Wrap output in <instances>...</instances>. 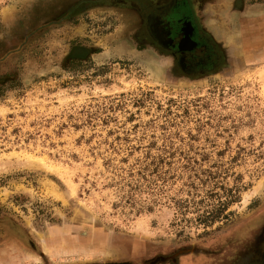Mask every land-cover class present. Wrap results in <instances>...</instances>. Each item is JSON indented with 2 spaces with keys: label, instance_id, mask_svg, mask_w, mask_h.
Segmentation results:
<instances>
[{
  "label": "rangeland",
  "instance_id": "obj_1",
  "mask_svg": "<svg viewBox=\"0 0 264 264\" xmlns=\"http://www.w3.org/2000/svg\"><path fill=\"white\" fill-rule=\"evenodd\" d=\"M103 1L0 0V264H260L264 48L187 76Z\"/></svg>",
  "mask_w": 264,
  "mask_h": 264
},
{
  "label": "flooded vegetation",
  "instance_id": "obj_2",
  "mask_svg": "<svg viewBox=\"0 0 264 264\" xmlns=\"http://www.w3.org/2000/svg\"><path fill=\"white\" fill-rule=\"evenodd\" d=\"M256 1L264 2V0ZM103 2L112 8L122 10L121 14L125 20L129 18L126 22L134 24L133 33L137 42L149 44L154 49L170 55L176 68L187 76L213 73L226 63V47L215 39L213 30L209 29L206 23V19H219V17L209 16L211 10H204L206 0H104ZM244 2L246 5L249 4V0ZM232 6H235L233 10ZM232 6L230 8L232 12L242 9L243 0H234ZM227 10L224 8L223 11L229 12ZM228 17L224 18L228 19ZM246 254V259L250 258V248ZM261 254L260 264H264V252ZM152 261L158 263V259Z\"/></svg>",
  "mask_w": 264,
  "mask_h": 264
},
{
  "label": "crops",
  "instance_id": "obj_3",
  "mask_svg": "<svg viewBox=\"0 0 264 264\" xmlns=\"http://www.w3.org/2000/svg\"><path fill=\"white\" fill-rule=\"evenodd\" d=\"M234 0H206L209 6L216 8L218 5H223L227 8L230 15L228 19H206V23L209 29L213 30L214 37L218 41H221L222 45L226 48L232 47L230 39L233 38L237 41L233 45H236L237 49L242 51L249 50L256 52L253 49L264 48V2H255L250 0V6L246 5L243 0V7L235 12L231 11L232 2ZM231 11V12H230ZM216 13V11H215ZM243 17L237 23V33L229 34L230 24L234 19ZM229 28V29H228ZM240 52V53H241Z\"/></svg>",
  "mask_w": 264,
  "mask_h": 264
},
{
  "label": "water",
  "instance_id": "obj_4",
  "mask_svg": "<svg viewBox=\"0 0 264 264\" xmlns=\"http://www.w3.org/2000/svg\"><path fill=\"white\" fill-rule=\"evenodd\" d=\"M88 52V48L85 47H76L71 51L72 56H77L79 53L85 54Z\"/></svg>",
  "mask_w": 264,
  "mask_h": 264
},
{
  "label": "bare ground",
  "instance_id": "obj_5",
  "mask_svg": "<svg viewBox=\"0 0 264 264\" xmlns=\"http://www.w3.org/2000/svg\"><path fill=\"white\" fill-rule=\"evenodd\" d=\"M183 15V14H182ZM178 19V18H177ZM176 20V19H175ZM179 22V21H178ZM182 22V21H181ZM178 24V23H177ZM170 26V25H169ZM167 27V26H166ZM168 29V28H167ZM168 32V31H167ZM160 33V32H159ZM178 33V32H177ZM182 33V32H181ZM168 36V35H167ZM176 37V36H175ZM185 39H187V38H185ZM188 46V45H187ZM192 46V45H191Z\"/></svg>",
  "mask_w": 264,
  "mask_h": 264
}]
</instances>
